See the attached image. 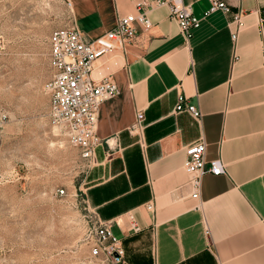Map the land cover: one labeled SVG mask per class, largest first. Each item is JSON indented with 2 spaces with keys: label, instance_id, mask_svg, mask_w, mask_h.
Segmentation results:
<instances>
[{
  "label": "crops",
  "instance_id": "1",
  "mask_svg": "<svg viewBox=\"0 0 264 264\" xmlns=\"http://www.w3.org/2000/svg\"><path fill=\"white\" fill-rule=\"evenodd\" d=\"M183 1L202 18L187 45L162 6L149 11L141 44L95 63V77L111 74L121 93L101 108L91 205L113 222L126 264H264V0H223L231 12L208 15L211 0ZM70 2L71 22L91 37L137 11L133 0ZM180 94L200 120L175 110ZM201 139L226 172L206 173L196 199L184 161Z\"/></svg>",
  "mask_w": 264,
  "mask_h": 264
},
{
  "label": "rangeland",
  "instance_id": "2",
  "mask_svg": "<svg viewBox=\"0 0 264 264\" xmlns=\"http://www.w3.org/2000/svg\"><path fill=\"white\" fill-rule=\"evenodd\" d=\"M71 20L70 0H0V264H87L86 227L105 220L99 175L49 115V36Z\"/></svg>",
  "mask_w": 264,
  "mask_h": 264
},
{
  "label": "built area",
  "instance_id": "3",
  "mask_svg": "<svg viewBox=\"0 0 264 264\" xmlns=\"http://www.w3.org/2000/svg\"><path fill=\"white\" fill-rule=\"evenodd\" d=\"M136 12L120 15L115 25L102 34L91 37L75 22L53 30L49 36L50 78L46 83L49 95V115L68 141L80 150L81 157L90 167L99 164L97 148L104 139L98 132L102 105L121 93L120 86L111 74L96 78L95 63L118 48L139 45L142 36L153 27L149 11L166 6L169 17L176 22L179 32L187 45L193 31L200 27L202 18L197 16L190 5L183 0H133ZM216 11L230 13V5L223 0H211L205 15ZM237 29L232 33L235 40L240 28L245 25L244 13L234 16ZM175 110L188 111L200 120L202 112L195 104L180 94ZM133 130L139 131L144 118L137 112ZM106 141V140H105ZM107 142V141H106ZM204 139L191 143L185 149L184 168L191 176L192 197L199 198L202 177L206 173L221 175L226 172V164L221 158L209 159ZM65 194V189L59 190ZM147 208L153 210L149 203ZM133 230L139 226L133 221ZM206 235H210L207 228ZM84 240L88 246L87 264H126V252L122 239L115 233L113 222L96 218L86 227Z\"/></svg>",
  "mask_w": 264,
  "mask_h": 264
}]
</instances>
